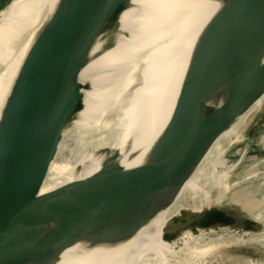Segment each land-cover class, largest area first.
Here are the masks:
<instances>
[{"label":"water","instance_id":"obj_1","mask_svg":"<svg viewBox=\"0 0 264 264\" xmlns=\"http://www.w3.org/2000/svg\"><path fill=\"white\" fill-rule=\"evenodd\" d=\"M217 1L220 7L191 36V49L177 61L181 71L175 77L173 98L165 106L166 124L145 160L132 167L118 159L136 156L134 133L140 135L136 125L149 123L154 114V89L158 84L168 85L172 64L167 57L171 58L175 49L163 47V38L169 34L180 43L184 30L170 24L160 26L155 21L159 16L147 11L134 15L130 30L121 31L120 16L129 0H58L52 13L45 18L40 13L44 20L24 42L28 47L20 67L21 73L33 78L22 88L25 93L0 114V222L54 211L53 240L44 264H57L78 243L97 245L102 240L128 238L150 223L177 198L219 136L264 94V0ZM13 2L0 6V23ZM123 36L129 37L124 46ZM118 43L123 48L117 54L127 57L125 66L95 82L82 83L81 72L90 61ZM148 45L153 49L147 62L150 50L142 47ZM6 67L0 63V73ZM92 89L95 95L89 100L82 125L92 130L124 125L127 132L123 134L128 136L124 147L110 146L115 139L111 130H101L107 132V139L99 143L109 144L92 153L93 160H105L91 175L45 193H2L4 186L17 179L49 171L58 158L60 143L77 133L74 126L87 109L86 93ZM263 113L264 107L231 143H225L222 158L227 166L232 164L231 152L244 142ZM91 139L96 138L87 142H93ZM218 171L224 172L225 167ZM233 175L234 169L230 178ZM200 187L202 195L190 197L189 207L172 217L169 229H162V240L176 255L162 257L158 253V264L196 263L199 247L185 246V241L194 244L199 234L214 232L230 205L222 201L226 194L223 186L212 190L206 183ZM205 193L209 199L197 206ZM156 262L153 258L146 264ZM259 262L264 264V256Z\"/></svg>","mask_w":264,"mask_h":264},{"label":"bare ground","instance_id":"obj_2","mask_svg":"<svg viewBox=\"0 0 264 264\" xmlns=\"http://www.w3.org/2000/svg\"><path fill=\"white\" fill-rule=\"evenodd\" d=\"M48 1L30 0L15 12L14 15L18 17L16 21L0 24V63L7 64V67L2 69L0 73V114L25 93L22 88L26 87L33 78L32 74L21 73L22 58L28 47V45H26V48L24 47V42L29 40L33 30L44 20L42 16H39L40 13H44V18L52 13L58 0H52L45 5ZM84 1L109 2L110 0ZM17 2L19 5V0ZM219 7L220 3L217 0H129L128 6L123 10L120 16L121 31L130 30L129 21L134 15L148 11L154 16H159V19L155 21L160 22V26L165 27L170 24L183 29L185 32V38L180 43L175 39L176 37H173L174 40L172 39V41L168 33L163 38L165 42L163 47L170 50L175 49L174 55L171 58L167 57L170 60L168 63L172 64L167 77L168 85L166 88L163 85L160 86V84L155 87L156 93L152 94V99L155 101L153 105L154 114L147 125H136L140 128V135L134 133L136 156H121L118 159V162L125 167L135 166L145 160L150 145L159 135L168 119L165 106L173 98L172 95L177 86L175 77L181 71L177 61L181 53L187 52L189 48L191 49L193 44L191 36L204 27ZM9 11L10 9H7L3 16L7 15ZM121 40H123L124 46L129 37L123 36ZM123 46L121 47V44L118 43L116 47L95 56L82 70L80 81L82 83L89 80L95 82L101 75L111 72L114 74L121 66H125L127 57L117 54V50H120ZM142 48H149L150 50L147 53L149 54L147 55L148 62L153 46L148 45ZM147 62L145 60V63ZM161 71L163 73V68ZM149 75L151 76V74ZM138 90L139 88L135 91V94ZM86 95L87 109L85 108L82 111L81 118L74 126L75 130L78 131L75 135H71L60 143L57 152L58 158L53 160L49 171L17 179L4 186L1 189L2 193L10 195L31 193V191L45 193L75 179L91 175L98 170L105 160V158L101 159V162L100 160H93L92 153L109 144L106 142L99 143L100 139L105 141L107 139V132L101 130H111V135L115 139L110 143V146L117 147L120 150L124 147L128 137L123 134L127 132L124 125H103L101 130L85 129L86 125H82V118L87 114L86 110H89V100L95 95L94 89L87 91ZM263 105L264 94L229 130L220 135L177 198L167 205L150 223L128 238L111 241L102 240L97 245L86 242L78 243L68 249L57 264H146L149 259L153 258L158 264L159 257L156 254L159 253L162 257L163 255L167 257L176 255L172 250L173 247L162 240V229H169L167 227L172 217L178 215L182 209L189 207L190 197L198 194L202 195L203 191L201 190L203 187H200L201 184L209 183L212 190L223 186L226 194L223 196L222 201L230 204L235 200V197L230 198L229 195L234 193L238 182L233 180L232 177L230 178L229 174L236 166L241 165L244 160V153L237 162L227 166L222 158L225 152L224 145L225 143H231L237 137L240 130L245 126L244 124ZM148 111L145 110V113ZM120 128H122V131H120ZM134 131L135 129H132V132ZM90 138L96 139H91L93 142H87V139ZM83 143L88 145L86 149H82L81 145ZM76 145L77 147H75ZM223 166L225 171L219 172V167ZM250 167V169L253 168V166ZM204 195L206 197L201 199L197 206L200 207L202 202L209 199L207 193ZM261 200L264 203V195ZM263 214V212L258 213V211L256 213L252 212L251 217L244 218L236 214L231 205L227 207L219 225L214 232L208 234L209 237L201 233L196 240L197 243L193 244L190 239L185 241V246L190 244L199 247L198 258L194 264H260L259 260L264 254V231L260 233L261 230H264ZM54 216L55 212L51 210L20 220L0 222V233L2 234L0 264H44L53 240L51 227L54 223ZM201 238H204V241L200 242ZM163 249L166 251L163 252ZM147 257L149 258L147 259Z\"/></svg>","mask_w":264,"mask_h":264},{"label":"rangeland","instance_id":"obj_3","mask_svg":"<svg viewBox=\"0 0 264 264\" xmlns=\"http://www.w3.org/2000/svg\"><path fill=\"white\" fill-rule=\"evenodd\" d=\"M9 1L10 0H6L4 5ZM23 1L24 0H19V3H22ZM51 1L52 0H49L46 4ZM18 6V2L15 0L8 10L10 9L11 11L17 9ZM10 11L2 18L12 15ZM262 107H264V105ZM243 153L244 160L241 165L234 168L233 175V180L238 182L239 185L237 184L236 190L229 196L230 198L235 197V200L230 203L233 211L244 218H249L252 216V212L256 213L258 211V213H264V203H262L261 200L264 195V113L258 118L252 129L249 131L244 142L231 152L229 158L230 162H237ZM250 166H253V168L250 169Z\"/></svg>","mask_w":264,"mask_h":264},{"label":"crops","instance_id":"obj_4","mask_svg":"<svg viewBox=\"0 0 264 264\" xmlns=\"http://www.w3.org/2000/svg\"><path fill=\"white\" fill-rule=\"evenodd\" d=\"M5 1H6V0H0V6L4 5ZM28 1H30V0H24L22 3H19V6H18L17 9H14V10H11V11H10L12 15H9V16H7V17L2 18L1 23H6V22H9V21H16L18 17H17L16 15H14L15 12H16L17 10H19V9H20V8H21L26 2H28ZM46 3H47V2H46ZM46 3H45V4H46ZM17 14H18V13H17ZM13 15H14V16H13ZM1 23H0V24H1Z\"/></svg>","mask_w":264,"mask_h":264}]
</instances>
